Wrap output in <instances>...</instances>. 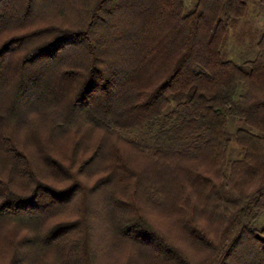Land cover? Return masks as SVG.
I'll return each mask as SVG.
<instances>
[{
	"label": "trees",
	"instance_id": "trees-1",
	"mask_svg": "<svg viewBox=\"0 0 264 264\" xmlns=\"http://www.w3.org/2000/svg\"><path fill=\"white\" fill-rule=\"evenodd\" d=\"M248 6L0 0V264H264Z\"/></svg>",
	"mask_w": 264,
	"mask_h": 264
},
{
	"label": "rangeland",
	"instance_id": "rangeland-1",
	"mask_svg": "<svg viewBox=\"0 0 264 264\" xmlns=\"http://www.w3.org/2000/svg\"><path fill=\"white\" fill-rule=\"evenodd\" d=\"M257 2L258 0H248L246 15L230 23L224 45L227 58L230 56L233 60H240L246 57L264 34V8H260Z\"/></svg>",
	"mask_w": 264,
	"mask_h": 264
}]
</instances>
